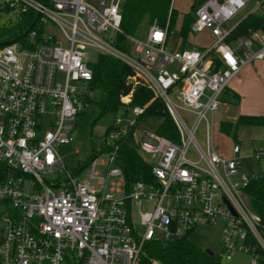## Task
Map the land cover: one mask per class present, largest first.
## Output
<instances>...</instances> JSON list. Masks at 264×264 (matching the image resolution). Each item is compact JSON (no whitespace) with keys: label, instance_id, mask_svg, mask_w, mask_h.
<instances>
[{"label":"built area","instance_id":"obj_1","mask_svg":"<svg viewBox=\"0 0 264 264\" xmlns=\"http://www.w3.org/2000/svg\"><path fill=\"white\" fill-rule=\"evenodd\" d=\"M248 1L199 5L190 34L208 31L214 39L199 50L169 48L173 32L156 20L145 38L125 35L121 50L116 36L124 0H99L96 7L88 0L6 1L12 11L36 13L43 40L35 43L32 32L28 47L0 46V162L10 169L0 184V264H161L145 257L147 242L215 224L222 226L225 259L233 252L248 254L250 264L264 259V225L245 191L264 171V145L244 152L236 143L222 157L208 137L204 146L196 140L230 81L264 60V34L227 41L235 27L229 22ZM47 24L59 35L47 32ZM88 49L122 62L151 89L176 130L175 141L155 130L135 135L136 121L124 114L108 133L112 144L104 163L97 155L75 173L65 168L57 147L71 142L93 96ZM130 110L136 118L144 113ZM130 134L139 156L150 159L142 158L149 182H128L119 163L118 140ZM57 173L65 175L44 178ZM141 201L153 207L135 225L133 207Z\"/></svg>","mask_w":264,"mask_h":264},{"label":"trees","instance_id":"obj_2","mask_svg":"<svg viewBox=\"0 0 264 264\" xmlns=\"http://www.w3.org/2000/svg\"><path fill=\"white\" fill-rule=\"evenodd\" d=\"M203 1L205 0H195L191 6V14L183 16L179 31L182 38L181 49L185 47L187 36L190 34L193 13ZM5 7L9 9L7 4ZM120 14L121 34L116 36V46L121 50H126L125 35L138 36L155 20L160 27H167L170 33L173 32L172 29L177 20V12L172 7V0H124ZM18 15L19 19L15 25L0 33V46L18 43L22 47H28L29 35L32 32L35 33V43L43 40V26L40 24L36 13L32 10H26L23 13H18ZM254 33L264 34V18L248 14L233 28L227 41L231 42L240 37H249ZM89 67L92 71L91 89L92 91L98 89L101 92V99L98 103L101 115L105 112H116L120 107L144 108V113L138 118L162 120L163 122L157 126L155 132L172 141L176 140V130L164 105L153 95L146 84L135 78L134 72L128 66L109 56L98 54L96 61L89 63ZM126 96H129L130 99L127 104H124L121 102V98ZM91 99L87 102L89 103ZM238 102L239 96L232 93L231 103L237 105ZM237 125L264 127V116L239 115L234 124L230 121L221 122L219 129L223 134L234 137ZM110 129L113 127L107 131ZM105 147L109 150L107 145ZM117 153L119 163L125 171L128 182L137 180L149 182L151 180L150 167L137 153L131 134L118 140ZM9 174L10 169L0 162V184L6 181ZM245 191L251 210L259 216L264 225V171L257 178L250 180ZM143 251L146 258L157 260L161 264H217L213 256L188 242L187 235L171 241L147 242ZM258 264H264V259H259Z\"/></svg>","mask_w":264,"mask_h":264},{"label":"rangeland","instance_id":"obj_3","mask_svg":"<svg viewBox=\"0 0 264 264\" xmlns=\"http://www.w3.org/2000/svg\"><path fill=\"white\" fill-rule=\"evenodd\" d=\"M6 1L7 0H0V33L4 29L14 26L19 19L17 12L5 7ZM98 1L99 0H88V2L95 7ZM194 2L195 0H172V7L177 12V20L172 29L173 35L168 40L169 48H180L182 38L179 31L182 19L184 15L191 14V6ZM255 4L256 0H249L246 7L238 11L232 18L229 25H234L238 22ZM147 30L148 27L145 28L140 35L135 37L145 38ZM48 31L53 35H59V31L51 24H47V32ZM213 42L214 39L207 31L195 35L188 34L184 48L204 49L210 47ZM85 54L87 55L89 63H94L98 56L92 49L86 50ZM255 63L257 62L253 61L248 66L254 65ZM259 63L264 64V61ZM259 73H261L260 69L257 68V71L251 74L250 83L246 84L244 87L246 93L241 98L238 106L222 103L212 116L208 115L209 128L206 129L205 123L199 125L196 133V140L200 146H204L205 137H208L211 146L219 156L229 157L231 149L236 143L240 144L244 152H250L252 148L262 147L264 145V128L262 127L237 125L234 131V137L232 135L227 136L223 134L219 129V125L223 121H230L234 124L237 115L242 112H250L255 109L264 110V75ZM100 99L101 92L95 89L91 101L87 103L85 109L78 117L77 123L71 134V142L57 147L63 165L71 173L81 170L96 154L99 155L101 163L107 160L109 157V150L105 146L112 144L107 134L109 131L107 130L114 126L117 117L123 116L126 112L130 115L131 119L136 121L137 127L132 128L135 135L139 132L137 129L153 131L163 122L157 118H136L132 116L131 110L128 107H120L116 112H105L101 115L98 104ZM129 99V96L123 97L121 98V102L127 104ZM142 158L144 161L150 160L147 156H142ZM99 169L104 171L102 167H99ZM244 169L245 171L248 170L246 166H244ZM64 175V173H57L54 176L45 175L44 178L51 180L55 176L64 177ZM152 207L153 204L149 201L135 203L133 207L134 224L138 225L140 215L151 211ZM221 230V224L200 226L187 235V241L201 250H210L217 264H250V256L242 252H233L228 260L225 259L221 243Z\"/></svg>","mask_w":264,"mask_h":264},{"label":"crops","instance_id":"obj_4","mask_svg":"<svg viewBox=\"0 0 264 264\" xmlns=\"http://www.w3.org/2000/svg\"><path fill=\"white\" fill-rule=\"evenodd\" d=\"M264 0H256V4L249 9L246 14H244L240 20L238 22H236L234 24V26H236L243 18H245L248 14H253L256 16H261L264 18ZM233 26V25H230ZM208 32V31H207ZM209 33V32H208ZM259 34V33H257ZM264 60H257L254 65L248 66L251 63H249L248 65H246L244 68H242L240 70V72L238 73L237 76L234 77V79H232V81L230 82L229 86L226 88L225 93L223 94V98H222V103L223 104H229L231 106H238L239 102L241 101V98L245 95V85L250 83V79H251V74H254L255 71H257V68L260 69L259 74H263L264 75V64L263 63H259L262 62ZM255 62V61H254ZM257 66V67H256ZM232 93H235L236 95L239 96V102L237 105H234L231 103L232 101ZM239 115H250V116H264V110H251L250 112H242L240 114L237 115V117ZM264 128V127H262ZM253 149V148H252Z\"/></svg>","mask_w":264,"mask_h":264},{"label":"water","instance_id":"obj_5","mask_svg":"<svg viewBox=\"0 0 264 264\" xmlns=\"http://www.w3.org/2000/svg\"><path fill=\"white\" fill-rule=\"evenodd\" d=\"M205 253H207L210 256H213V253L210 250H208V249L205 250Z\"/></svg>","mask_w":264,"mask_h":264}]
</instances>
